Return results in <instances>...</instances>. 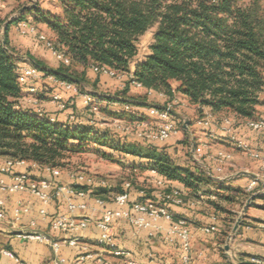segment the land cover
Instances as JSON below:
<instances>
[{"label": "trees", "instance_id": "trees-1", "mask_svg": "<svg viewBox=\"0 0 264 264\" xmlns=\"http://www.w3.org/2000/svg\"><path fill=\"white\" fill-rule=\"evenodd\" d=\"M55 1L58 13L44 14L36 7L10 24L5 34L6 48L0 38V161L25 162L20 173L40 179L49 173L47 169L64 171L73 156L88 153L89 145L95 143L144 161L145 165L134 164L133 168L154 172L168 182H178L192 194H197L201 185L212 183L222 193L217 197L228 202L249 199L250 195L243 190L225 187L203 171L178 165L158 146L162 143L137 137L138 144L130 140L115 142L109 130L99 128L96 119L86 118V113L70 105L72 97L65 101L67 110L72 109L74 121L70 116L60 121L45 111L40 115L38 106L23 105L18 68L26 61L11 47L9 30L18 21L26 20L27 14L31 15L35 24L45 25L51 33L54 51L70 62L69 65L58 62L56 68H50L28 54L33 66L44 74L42 82L32 84L40 90L39 100L60 92L48 80L51 76L76 85L81 94L105 102L107 108L100 107V111L108 117H124V106L146 103L151 92L163 95L170 103L177 95L182 96L202 120L207 115L218 119L231 116L246 123L257 119V108L262 105L264 95V10L260 0ZM7 20L0 18V32ZM155 26L149 54L138 61L139 40ZM36 44L48 50L37 40ZM94 67L127 76L123 88L115 93L97 94L102 74L91 80L89 72ZM133 83L141 85L136 89L143 94H131ZM40 85H50L54 90L41 89ZM112 104L121 107L118 112L108 109ZM126 118L131 122L145 121L131 112ZM50 176L49 180L56 181ZM106 194L107 190L92 192V196L103 201Z\"/></svg>", "mask_w": 264, "mask_h": 264}, {"label": "crops", "instance_id": "crops-1", "mask_svg": "<svg viewBox=\"0 0 264 264\" xmlns=\"http://www.w3.org/2000/svg\"><path fill=\"white\" fill-rule=\"evenodd\" d=\"M10 2L11 1H0V16L3 14L5 15ZM9 39L11 47L26 61L25 64L33 65V62L28 58V54L44 62V60L39 58L40 56H44L41 51L42 49L37 44L31 43L32 40H34L32 37H23L20 35L16 31L15 25L10 27ZM147 54H149V51ZM52 56L53 54H47L46 59H54ZM54 64H56V68L58 63L55 62V60ZM135 66V64L132 66V72L135 70ZM97 76V73L93 71L89 72V78L91 80L94 81ZM126 79L127 76H119L113 80L110 79L109 76L101 75L97 94L104 95L115 93L118 89L123 88V83ZM131 92V94L135 95L140 91L132 87ZM140 93L143 94V92ZM52 95L53 94H47L43 99L39 100L37 98L36 100H32L27 94H24L21 103L23 105L38 106V111H45L57 116L58 120L65 121L67 116L69 117L72 115V109L61 112L58 108V104L53 102ZM64 97H67L66 99L72 97L73 100L70 105L74 104L78 111H81L83 114L86 113V118L96 119L85 107L84 100L81 96L68 95ZM155 97L166 99L162 95L152 94L149 96L146 103L140 102L138 107H133L131 113L134 114L135 117L144 120L147 118L156 120L148 115L147 109L151 106L161 108L165 106H160L155 103L153 100ZM119 108L121 107L117 104L108 106V109L113 112H118ZM193 111L196 113L194 108ZM173 116L176 121L182 120L181 115L178 113L173 114ZM217 119V117H212V123L207 126V129L203 126V128H200L202 124L195 122L194 126L197 130L203 131V129H206L204 131H207L206 133L201 132L196 141V143H198L197 146L199 144H205V149L201 155H196L194 153V146H192L188 157L192 161L180 163L176 159H173L178 165L189 167L194 171L200 170L205 172L215 183H222L225 187L243 190L250 195V200L264 198V176L261 172L260 164L254 161L248 154L238 150L234 144H232L223 131L222 121L219 122ZM183 123L185 124V121H183ZM234 133L239 139L248 143L253 150L264 151V144L261 142L262 140L264 141V137H262L264 136V131L252 132L245 127V123L238 122L237 125L234 126ZM162 150L172 157L170 149ZM182 150L184 151L185 148H182ZM219 152H225L232 156V160L222 164L221 172L217 171L219 165L216 160H214ZM178 153H181V151H178ZM194 155L198 158L195 159ZM247 158L250 159V162H246L245 164L244 160ZM5 162V160L0 161V166L4 165ZM139 162H135L132 165L136 163L137 166L140 164L145 165L144 161ZM23 167L17 168L16 172H23ZM146 173L145 177L148 179L142 180L141 184L133 186L130 183L131 197L126 208L129 209L135 202L146 201L168 206L175 221H186L193 235V252L196 256L197 264H227L230 262L229 259H231V255L234 256V263L232 264H236L235 255H237V253L241 255L239 259H247V257L253 255L264 257V232L257 228L253 229L252 226L248 224L239 227L234 236L235 244L232 245L230 253L225 251L229 239V236L225 237V231H220V233L215 235L203 233L202 228L210 225L213 217H218L214 214L216 211L215 206L220 202L218 199H221L217 197L218 194L220 195L222 193H218L219 191L216 189V185L212 183L201 185L197 194H192L178 182H168L154 172L148 171ZM71 176L72 173L61 171L60 183L63 185H71L73 183ZM256 177L260 178L259 185L254 192L249 193L247 191L248 186ZM42 178H34V180H47V178L49 180L51 179L50 173L43 175ZM0 179L4 180L8 185L12 184L11 176L0 174ZM96 182H101V180H96ZM125 184L127 183L121 184L118 191H114L112 186L108 185V183L106 187H96L94 190L108 191V194L104 195L105 206H98L95 200L100 198L92 196L91 193L84 200H78V202H86L89 209L86 211H76L74 213H69L67 204L64 201L54 200L50 204L43 205L35 196L29 193L11 195L0 193V199L5 202V211L7 214L6 220L0 222V251L8 250L15 257L10 258L0 255V264H54L55 252L50 243L26 240L22 237L23 234L33 231L45 235L51 242H58L61 244L59 257L63 260L62 264H74L79 260H81L80 264H180V245L179 243L171 244L166 241L167 230L170 228L171 223L164 219L152 223L150 228L142 230H138L122 222L114 225L112 229L115 235L113 246H106L100 242L102 231L98 228V222L102 218L105 210L119 209L114 202V198L122 191ZM175 192L178 193L180 199L179 203H171L165 199L166 196ZM20 204L29 206L30 212L22 216L20 221L16 222L14 210ZM42 211H45V214L42 215ZM66 215H71V217L77 220L88 221V227L84 230L71 233L54 231L51 227V220L58 216ZM32 223H35L34 228L31 226ZM225 238L227 239L225 240ZM72 239L77 240L76 246L68 245L67 242ZM248 241H253L255 244L238 243ZM222 249L224 252L221 253ZM118 253L120 255H118ZM221 254L224 257H222ZM16 259L19 260V263Z\"/></svg>", "mask_w": 264, "mask_h": 264}, {"label": "built area", "instance_id": "built-area-1", "mask_svg": "<svg viewBox=\"0 0 264 264\" xmlns=\"http://www.w3.org/2000/svg\"><path fill=\"white\" fill-rule=\"evenodd\" d=\"M2 1V0H0ZM16 31L22 36H32L40 43H43L48 50L52 52L54 57L63 62L66 65H69V60L65 58L62 54L54 51V44L43 34L38 33L35 26L32 25L29 20H21L15 24ZM92 71L97 74L106 75L109 77H119L115 72L106 69V68H92ZM19 74V84L23 94L35 95L38 93V89L34 87L33 82H37L44 78V74L41 73L35 66L31 64H21L18 68ZM48 80L52 81L55 85L60 88V92H65L72 96H81L84 100V105L89 112L92 114L98 113L102 102L99 98H95L89 94H81L79 88L71 83L63 82L56 80L54 77H47ZM135 88L140 89L141 85L133 83L132 85ZM56 93L52 96L53 102L58 104L60 110H67V103L63 98L62 93ZM148 95H152L151 92ZM163 96V95H162ZM173 103H170L166 107L158 108L156 106H151L147 109V113L150 117L155 118L159 125L156 129L146 128L143 125V128L138 126L136 131V137L141 141H147L151 143H163L178 134V125L173 116ZM125 111L132 112L133 107L124 106ZM42 115L41 111H38ZM55 121L54 118L51 119ZM70 120L74 121L75 116L71 115ZM204 125H208L212 121V116L207 115L204 119ZM199 124H202L199 122ZM223 131L226 133L232 144L242 152L248 154L254 161L260 164L261 172L264 176V153L253 150L250 145L243 140L239 139L234 133V124L232 121L226 119L222 121ZM245 127L252 132H263L264 131V120H250L245 123ZM205 149V144H199L194 146V153L196 155H201ZM216 162L219 167L217 168L218 172L222 171V164L227 161L232 160L231 154L225 152H219L215 157ZM25 162H13L6 161L4 165L0 166V174L11 176L12 184H6L4 180L0 179V193L1 194H17V193H29L35 196L43 205L50 204L52 201H64L67 204V209L69 213H74L76 211H86L89 209V206L86 202H78V200H84L87 198L96 187H106L107 183L105 181L96 182L95 179L85 177L83 175L71 176L73 183L71 185H63L60 183L59 179L61 177V171L59 170H50L47 169L54 178V180H39L35 181L30 175L26 173H17L16 169L19 167L25 166ZM260 178L256 177L250 185L248 186L247 191L249 193L254 192L256 187L259 185ZM76 187H87L88 190H78ZM131 184L127 183L124 185L123 192L118 194L114 198L115 204L119 207L118 210H105L103 216L98 222V228L102 231L100 242L106 246H113L115 235L112 232L114 225L125 222L138 230L150 228L152 223L164 219L171 223L170 228L167 230L166 241L171 244L179 243L181 250L180 264H197L196 256L193 252V235L190 229L187 226L185 220H174V216L168 206L158 205L151 201L146 202H135L129 209L126 206L130 202V192ZM167 201L171 203H179L178 193L175 192L166 196ZM96 204L100 207L105 206V202L101 199L95 200ZM126 208V209H125ZM30 212V207L24 204H20L14 210L15 221L18 222L22 216ZM41 214H45V211H42ZM7 214L5 211V202L0 199V222L6 220ZM151 220V221H150ZM31 226L34 228L35 223H32ZM51 227L54 231L62 233H71L84 230L88 227V221L86 220H77L71 215L58 216L51 220ZM248 227V226H246ZM248 229H250L248 227ZM257 229L264 232V224L257 225ZM203 233L207 235H215L220 232L218 219L216 217L212 218V223L208 226L202 228ZM22 237L26 240H35L40 242H48L52 245V248L55 252V261L54 264H62L63 260L59 257V251L61 244L56 242H51L48 238L33 231L31 233L23 234ZM70 246H76L77 240L72 239L67 242ZM0 255H4L10 258H15L14 255L8 250H1ZM118 255H120L118 253ZM19 263V260L16 259ZM81 260L76 261L74 264H80ZM238 264H264V257L261 256H249L247 259H237Z\"/></svg>", "mask_w": 264, "mask_h": 264}, {"label": "rangeland", "instance_id": "rangeland-1", "mask_svg": "<svg viewBox=\"0 0 264 264\" xmlns=\"http://www.w3.org/2000/svg\"><path fill=\"white\" fill-rule=\"evenodd\" d=\"M247 3H249V1H247ZM259 4L261 8L264 10V0H260ZM36 7H39L44 14L47 13L56 14L59 12L58 4L55 0H20L19 2L11 1L8 5V8L6 9L5 15L3 14L2 16H0V18L1 19L8 18L9 20L13 16L14 17L19 16V11L23 8H26V11H30ZM26 20L31 21L32 25L35 26L38 33L43 34L50 41L53 39L47 27L42 24H35L34 19L31 15L27 14ZM5 24L2 27V32H0L1 39L3 36V28ZM155 31H156V26L150 29L144 36L140 38L138 43L139 56L137 60L142 59L148 53L149 46L153 42V36ZM23 37H32V36H23ZM32 38L34 40H32L31 43L36 44V38L35 37ZM39 47L42 49L41 51L44 54V56H46V57L40 56L39 58L44 60L47 66L55 68L56 64H54V60L57 63L60 61L58 60L56 61L54 55L52 56V58L54 59L51 60L46 59L47 54H52V52L44 49V47L42 46ZM39 81L42 82L43 79L38 80L37 82ZM37 82L35 81L33 82V84ZM41 87H40L41 89L47 88V90L49 91L54 90L51 89L50 85H46V86L42 85ZM39 92L40 90H38V93L35 95H29V94L27 95L32 100H36L39 96L38 95ZM60 93H62L64 100H66L67 97L64 96H68L69 94L65 92H60ZM153 100L155 103L159 104L160 106L166 107L167 105L170 104V102H168L166 99L162 97L161 98L155 97L153 98ZM261 100L263 103L261 106L257 108L256 118L264 120V95L261 97ZM172 103L174 104L172 108L173 112L180 114L182 117V120L176 121L178 125V134L174 136L172 139L158 146L163 149H170L172 157L176 159L178 162L180 163L190 162L192 160L189 159L188 157L192 146H197L198 144L196 143L197 138L199 137L201 132L203 133L207 132L204 130L208 128L207 126H209L212 123V121H210L208 125H204L205 118L203 120L199 118L197 114L194 113L193 108L180 95H177L176 100ZM103 107L107 108V104L105 102L102 103L101 108ZM126 112L127 111H125L126 115L122 118L108 117L103 112H101L100 109L98 113L96 114L92 113V115L95 116L96 118L95 123L98 124L99 128L109 130L110 134L113 135L112 138H114L115 142H118V140H122V141L130 140L131 142H135L138 144L136 138V131L138 129V126L143 128L144 125L150 129H156L159 125V122L157 120H153L151 118H147L145 121L131 122V120H128L126 118V116L129 113ZM226 119L232 121L235 126L238 123L231 116L222 117L221 119H217V121L220 122ZM183 121H185V124L183 123ZM195 122L197 123L201 122L202 125L201 127L200 126L199 127L200 128L204 127L206 129H203V131L197 130L194 126ZM185 125L187 126V128H184ZM261 142L264 144L263 140ZM89 148L90 151L88 153L73 156L69 161V166L64 169V172L72 173L73 175L76 176L83 175L91 179L105 181L108 183V185L112 186V189H114V191H118L121 187V184L123 183H131L133 186H137V184H141L142 180L148 179L147 177H145L147 173H144L139 169L133 168L132 164L139 161L134 160L131 156L128 155L125 156L123 154L113 152V150L109 148L99 147L95 143L90 144ZM182 148H185V150L183 151ZM178 151H181V153H178ZM260 152H264V151H260ZM197 158L198 157L195 156V159ZM244 161L246 164V162L247 163L250 162V159L247 158ZM219 200H220L219 204L215 206V209L217 210L215 211L214 214L218 216L217 219L219 221L220 231L226 232L225 237L228 236L230 237L235 225L240 219H241L240 227L248 224L252 226L253 229H255L257 228V225L264 224V198L263 199L258 198L255 200L240 198L235 202H231V201L228 202L225 198L218 199V201ZM245 208L246 210L244 212ZM232 238L233 239L230 242V250L232 245L235 244L234 243L235 237L233 236ZM226 239L227 238H225V240ZM238 243H249V245L255 244L253 241L238 242ZM222 252H224L223 249L221 250V253ZM239 256L241 257V255L237 253V255H235L236 259H239ZM222 257L224 256L222 255ZM233 259L234 256L231 255V259H229L230 262H228L227 264L234 263Z\"/></svg>", "mask_w": 264, "mask_h": 264}, {"label": "water", "instance_id": "water-1", "mask_svg": "<svg viewBox=\"0 0 264 264\" xmlns=\"http://www.w3.org/2000/svg\"><path fill=\"white\" fill-rule=\"evenodd\" d=\"M25 11H26V8H23V9H21L20 11H19V16H17V17H12L11 19H9L7 22H6V24H5V26H4V28H3V36H2V39H3V46H4V48H6V40H5V34L7 33V31H8V27H9V25L10 24H13L16 20H18L20 17H22V15L25 13ZM173 114H175V113H173ZM184 128H187V126L185 125L184 126ZM245 210H246V208L244 209V212H245ZM240 223H241V219L237 222V224L235 225V227H234V229H233V231H232V233H231V235H230V237H229V239H228V241H227V245H226V247H225V251H227V252H229L230 251V242H231V239H232V237L233 236H235L236 235V233H237V231H238V229H239V227H240ZM235 260H236V262H237V259L235 258ZM236 264H238V263H236Z\"/></svg>", "mask_w": 264, "mask_h": 264}]
</instances>
